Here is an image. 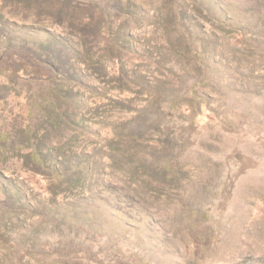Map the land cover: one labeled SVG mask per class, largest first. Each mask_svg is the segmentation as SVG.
<instances>
[{
    "label": "rangeland",
    "instance_id": "1",
    "mask_svg": "<svg viewBox=\"0 0 264 264\" xmlns=\"http://www.w3.org/2000/svg\"><path fill=\"white\" fill-rule=\"evenodd\" d=\"M0 264H264V0H0Z\"/></svg>",
    "mask_w": 264,
    "mask_h": 264
},
{
    "label": "trees",
    "instance_id": "2",
    "mask_svg": "<svg viewBox=\"0 0 264 264\" xmlns=\"http://www.w3.org/2000/svg\"><path fill=\"white\" fill-rule=\"evenodd\" d=\"M46 54H47V56H49V54H50V55H52L51 53H49V54H48V53H46Z\"/></svg>",
    "mask_w": 264,
    "mask_h": 264
}]
</instances>
